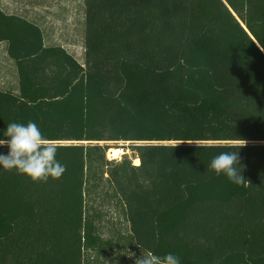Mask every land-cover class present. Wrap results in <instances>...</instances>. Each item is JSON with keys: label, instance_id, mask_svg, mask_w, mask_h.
<instances>
[{"label": "trees", "instance_id": "1", "mask_svg": "<svg viewBox=\"0 0 264 264\" xmlns=\"http://www.w3.org/2000/svg\"><path fill=\"white\" fill-rule=\"evenodd\" d=\"M84 1L83 64L0 7L18 78L0 89V139L35 122L66 166L46 183L0 167V264H88L123 240L180 264H264V0ZM238 138L246 186L207 170ZM117 141L176 143L132 145L133 165L106 158ZM107 184L129 233L104 239Z\"/></svg>", "mask_w": 264, "mask_h": 264}, {"label": "rangeland", "instance_id": "2", "mask_svg": "<svg viewBox=\"0 0 264 264\" xmlns=\"http://www.w3.org/2000/svg\"><path fill=\"white\" fill-rule=\"evenodd\" d=\"M0 7L7 13L17 14L37 23L44 33L46 45L62 46L79 63H84V0H0ZM12 61L6 53V47L0 49V89L17 92V68ZM146 143L175 144L176 142L117 141L100 142V145H107L109 149L114 147L123 149L124 153L120 158H110L107 154L108 149L106 151L108 160L120 162L128 158L133 165H138L135 164L138 154L131 146ZM84 144L92 145L96 142H85ZM113 193L114 189L107 184L104 188L99 187L96 194H93L94 206L98 207L102 214L101 234L104 239L114 236L115 231H120L124 235L129 233V223L123 214L122 204L117 203V200L111 197ZM120 243L122 244L120 248L110 249L106 254L86 253V258H89L87 259L88 264H135L136 258L147 255L127 240Z\"/></svg>", "mask_w": 264, "mask_h": 264}, {"label": "clouds", "instance_id": "3", "mask_svg": "<svg viewBox=\"0 0 264 264\" xmlns=\"http://www.w3.org/2000/svg\"><path fill=\"white\" fill-rule=\"evenodd\" d=\"M4 137L6 139H0V147H7L8 152L0 153V167L5 171L14 170L33 182L45 183L49 178L60 179L66 171V166L56 159V141L46 138L35 122L9 123ZM223 144L226 150L212 157L207 170L217 176L223 174L238 186H246L250 182L242 174L245 166L241 164L239 149L247 146L248 141L238 138L225 140ZM135 264H180V260L172 253L159 256L148 252L147 255L136 258Z\"/></svg>", "mask_w": 264, "mask_h": 264}, {"label": "bare ground", "instance_id": "4", "mask_svg": "<svg viewBox=\"0 0 264 264\" xmlns=\"http://www.w3.org/2000/svg\"><path fill=\"white\" fill-rule=\"evenodd\" d=\"M123 153H124L123 149L114 147L109 149L107 154L110 158H120V156ZM139 162H140L139 158L135 160V164H139Z\"/></svg>", "mask_w": 264, "mask_h": 264}, {"label": "crops", "instance_id": "5", "mask_svg": "<svg viewBox=\"0 0 264 264\" xmlns=\"http://www.w3.org/2000/svg\"><path fill=\"white\" fill-rule=\"evenodd\" d=\"M4 47H6V43L5 42H1L0 41V49H2V48H4ZM6 53H7V51H6ZM9 57V56H8ZM9 59L12 61V59L9 57ZM13 62V61H12Z\"/></svg>", "mask_w": 264, "mask_h": 264}, {"label": "water", "instance_id": "6", "mask_svg": "<svg viewBox=\"0 0 264 264\" xmlns=\"http://www.w3.org/2000/svg\"><path fill=\"white\" fill-rule=\"evenodd\" d=\"M88 142V141H87ZM90 143H92V141H89ZM83 143H85V142H83Z\"/></svg>", "mask_w": 264, "mask_h": 264}]
</instances>
